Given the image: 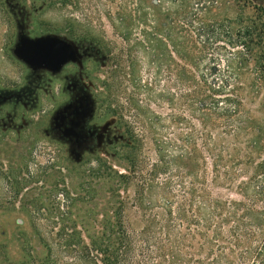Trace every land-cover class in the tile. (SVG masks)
Segmentation results:
<instances>
[{
	"label": "rangeland",
	"instance_id": "1",
	"mask_svg": "<svg viewBox=\"0 0 264 264\" xmlns=\"http://www.w3.org/2000/svg\"><path fill=\"white\" fill-rule=\"evenodd\" d=\"M16 10L29 36L55 35L75 50L99 51L85 59L91 76L82 60L78 66L94 119L113 133L108 144L76 159L69 144L45 134L57 100L31 79V122L0 125V264H91L84 245L103 234L120 204L131 233L163 212L159 189L151 192V209L141 207L143 180L158 159L155 139L175 138L176 114L190 118L186 71L176 63L190 69L186 54L198 43L200 23L225 22L234 37L246 27L254 31L247 65L233 69L252 119L238 146L252 158L249 175L264 163V0H0V87L29 78L12 53ZM248 137L257 143L246 151ZM234 190L219 193L239 198Z\"/></svg>",
	"mask_w": 264,
	"mask_h": 264
},
{
	"label": "trees",
	"instance_id": "2",
	"mask_svg": "<svg viewBox=\"0 0 264 264\" xmlns=\"http://www.w3.org/2000/svg\"><path fill=\"white\" fill-rule=\"evenodd\" d=\"M196 30L201 44L197 39L189 47L190 69L176 63L186 71L190 118L176 114L175 138L155 139L158 159L140 196L148 210L152 190H161L156 207L163 212L131 233L120 204L103 234L84 245L91 264H264V163L248 174L253 161L248 152L241 155L238 142L252 119L233 71L247 65L254 31L246 27L234 37L225 22L200 23ZM256 143L248 137L243 146L248 151ZM234 187L239 198L219 193Z\"/></svg>",
	"mask_w": 264,
	"mask_h": 264
},
{
	"label": "flooded vegetation",
	"instance_id": "3",
	"mask_svg": "<svg viewBox=\"0 0 264 264\" xmlns=\"http://www.w3.org/2000/svg\"><path fill=\"white\" fill-rule=\"evenodd\" d=\"M11 5L13 4L11 3ZM14 14L19 17L17 16L16 21L17 41L12 48V53L14 58L26 67L29 78L20 86L10 84L7 87H0V125L10 126L15 122H28L27 124L31 122L30 116L27 114L30 110L27 109L35 100L34 94L37 86L36 84V87L33 84L30 85L33 78L34 83L42 81V85L39 87L43 88L47 97L54 101L57 100L51 109L50 123L44 130L47 136L69 144L70 151L76 159H80L86 151L95 150L108 144L112 141L110 134L113 133V128L94 119L90 91L82 81L78 66L82 60L84 62L83 72H85V59L97 56L99 51L93 47H79L76 50L73 47L76 59L65 63L60 70L34 69L14 53L21 37H32L25 31L26 21L22 11L16 10ZM85 73L87 76L92 75L91 70ZM70 129L74 130L73 134L68 133Z\"/></svg>",
	"mask_w": 264,
	"mask_h": 264
},
{
	"label": "water",
	"instance_id": "4",
	"mask_svg": "<svg viewBox=\"0 0 264 264\" xmlns=\"http://www.w3.org/2000/svg\"><path fill=\"white\" fill-rule=\"evenodd\" d=\"M15 55L29 66L58 71L68 61L75 60L71 43L55 35L21 37L14 49ZM73 134L74 130H68Z\"/></svg>",
	"mask_w": 264,
	"mask_h": 264
}]
</instances>
